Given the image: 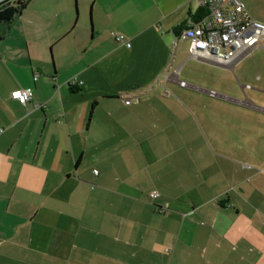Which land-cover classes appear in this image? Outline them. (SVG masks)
Returning <instances> with one entry per match:
<instances>
[{"label":"crops","instance_id":"crops-1","mask_svg":"<svg viewBox=\"0 0 264 264\" xmlns=\"http://www.w3.org/2000/svg\"><path fill=\"white\" fill-rule=\"evenodd\" d=\"M98 3L89 38L72 33L69 13L55 26L37 13L0 53V264H264L261 170L212 153L174 175L167 160L184 153L162 151L189 110L158 94L190 61L235 65L191 57L188 40L172 49L199 1ZM18 89L32 91L25 106L10 97Z\"/></svg>","mask_w":264,"mask_h":264},{"label":"rangeland","instance_id":"rangeland-1","mask_svg":"<svg viewBox=\"0 0 264 264\" xmlns=\"http://www.w3.org/2000/svg\"><path fill=\"white\" fill-rule=\"evenodd\" d=\"M100 1L31 0L27 9L22 12L23 18H16L9 28L4 25L0 26V31L4 33L11 28L7 39L0 42V53L6 50L13 52V49L20 46L18 34H23L24 30L30 32L29 25H26V18L38 17L37 13L41 14L44 21L51 26L66 21L69 13V19L74 24L72 33L80 34L83 26L84 36L89 38L93 29L90 26L92 22L93 27V9L96 10ZM240 1L247 4V12L252 19L264 15L263 0ZM58 6L65 10L62 21L54 17ZM16 23L17 27L12 30V26ZM44 32L42 27H39L36 34L39 36ZM258 46H264V40H261ZM48 55L52 66V52L49 50ZM177 80L184 82L185 85L177 84V86L166 87L165 93L168 95L160 93L158 94L159 100L156 101L159 103L180 102L189 110L186 115L184 108L179 107L180 111H177V116L172 118L173 127L167 130L178 140H173L170 146L162 143L164 153L182 152L188 157L185 160L183 154L180 161L176 158L168 159L167 162H171V165L167 163L169 170L173 171L174 175H178L187 167L191 172L197 167V156L209 158L212 153H217L230 157L241 169L248 168L252 172L261 170L260 177L263 178L264 48L254 49L236 62L231 69L226 70L190 61L185 65ZM161 96L166 98L162 99ZM180 119L183 122H180ZM167 123L169 124L168 121ZM158 156H160V150Z\"/></svg>","mask_w":264,"mask_h":264},{"label":"built area","instance_id":"built-area-1","mask_svg":"<svg viewBox=\"0 0 264 264\" xmlns=\"http://www.w3.org/2000/svg\"><path fill=\"white\" fill-rule=\"evenodd\" d=\"M204 14L198 20L188 19L186 24L175 36L172 49L184 40L189 41V54L215 65H232L258 47L264 40V24L251 18L240 0H198ZM116 40L123 42V36L117 35ZM127 47L129 43H125ZM37 78V75L34 77ZM184 86L182 81L178 82ZM75 80L69 81L74 85ZM145 91H131L121 94L125 105L139 102ZM10 97L21 105L32 99L30 89L12 91ZM97 174V171H93ZM158 197V192L150 193V199ZM164 211V210H162Z\"/></svg>","mask_w":264,"mask_h":264},{"label":"trees","instance_id":"trees-1","mask_svg":"<svg viewBox=\"0 0 264 264\" xmlns=\"http://www.w3.org/2000/svg\"><path fill=\"white\" fill-rule=\"evenodd\" d=\"M30 2L31 0H13L12 2L0 7V26L4 25L6 28H9L15 19L22 14V11L27 8ZM204 13L203 9H199L195 15L190 16V19L198 20ZM179 29L176 31L177 33L179 32ZM5 33L0 31V40L3 38ZM72 89L75 88L72 87Z\"/></svg>","mask_w":264,"mask_h":264},{"label":"water","instance_id":"water-1","mask_svg":"<svg viewBox=\"0 0 264 264\" xmlns=\"http://www.w3.org/2000/svg\"><path fill=\"white\" fill-rule=\"evenodd\" d=\"M13 0H0V7L8 4L9 2H12Z\"/></svg>","mask_w":264,"mask_h":264}]
</instances>
